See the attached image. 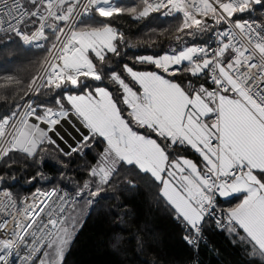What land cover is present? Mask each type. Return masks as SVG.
<instances>
[{
	"label": "snow or ice",
	"instance_id": "6c2138e0",
	"mask_svg": "<svg viewBox=\"0 0 264 264\" xmlns=\"http://www.w3.org/2000/svg\"><path fill=\"white\" fill-rule=\"evenodd\" d=\"M153 13L179 18L177 48L113 61L125 44L113 22ZM49 33L42 75L0 115V264H69L83 208L138 182L181 226L183 264L219 256L211 233L236 264H264V0H0V34L40 49ZM96 148L80 179L76 157Z\"/></svg>",
	"mask_w": 264,
	"mask_h": 264
},
{
	"label": "trees",
	"instance_id": "16d2710c",
	"mask_svg": "<svg viewBox=\"0 0 264 264\" xmlns=\"http://www.w3.org/2000/svg\"><path fill=\"white\" fill-rule=\"evenodd\" d=\"M121 2L130 4L134 0ZM89 23L95 21L90 20ZM179 23V18H163L161 13H153L141 20L125 16L114 21L113 26L124 33L125 44L121 46V56H113L112 60L134 63L137 56L170 52L178 46L174 36ZM9 39L13 41L11 44L7 43ZM46 56L45 49H29L15 37L0 35V83L9 75L21 82L19 87L0 88V115L7 112L13 103L22 102L20 97L32 78L39 74ZM136 66L140 69L151 67ZM99 152L100 149L96 148L84 158L76 157L73 167L81 169L80 179L86 178L85 170L92 165L93 156ZM188 155L194 156L193 153ZM18 158L22 161L23 154H18ZM46 159L54 161L55 153ZM23 166L22 162L17 165ZM35 171L36 168H29L26 175ZM43 171L50 177H59V172L51 163ZM31 187L26 183L25 176L18 181L16 190L24 191ZM36 187L50 188L52 185L37 184ZM103 196L91 209L88 208L82 220L83 227L79 229L72 246L69 264H152L153 261L157 264H183L189 250L181 239L182 228L158 201L156 187H149L145 182H138L133 188L122 184L109 188ZM117 238H120L119 243L113 248ZM210 239L220 249V254L212 256L205 250L202 257L205 264H236L240 256L224 235L211 233Z\"/></svg>",
	"mask_w": 264,
	"mask_h": 264
},
{
	"label": "built area",
	"instance_id": "2783aa9c",
	"mask_svg": "<svg viewBox=\"0 0 264 264\" xmlns=\"http://www.w3.org/2000/svg\"><path fill=\"white\" fill-rule=\"evenodd\" d=\"M0 35H1V34H0ZM48 35H49V41H47V42H43V43H45V48H40V49H46L47 47H50V45H51V41L55 39V38L52 36L51 33H49ZM24 47L29 48V49H37V48H35L34 45H32V46H24ZM47 55H48V54H47ZM48 58L51 59V57H48ZM44 67H46V65H44ZM39 75H42V67H41V70H40V72H39V74H38L37 76H39Z\"/></svg>",
	"mask_w": 264,
	"mask_h": 264
},
{
	"label": "rangeland",
	"instance_id": "374dc122",
	"mask_svg": "<svg viewBox=\"0 0 264 264\" xmlns=\"http://www.w3.org/2000/svg\"><path fill=\"white\" fill-rule=\"evenodd\" d=\"M172 49H174V48H172ZM172 49H171V50H172ZM87 210H88L87 207H84V208H83V211H82L81 216H80L81 221H82L83 218L85 217V215H86V213H87Z\"/></svg>",
	"mask_w": 264,
	"mask_h": 264
},
{
	"label": "water",
	"instance_id": "95a60500",
	"mask_svg": "<svg viewBox=\"0 0 264 264\" xmlns=\"http://www.w3.org/2000/svg\"><path fill=\"white\" fill-rule=\"evenodd\" d=\"M65 129L67 132L71 133L72 132V127L70 125H65Z\"/></svg>",
	"mask_w": 264,
	"mask_h": 264
}]
</instances>
